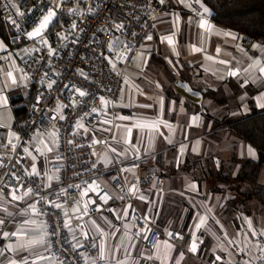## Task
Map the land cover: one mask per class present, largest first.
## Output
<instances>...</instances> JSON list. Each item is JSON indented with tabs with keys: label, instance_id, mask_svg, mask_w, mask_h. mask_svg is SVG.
I'll list each match as a JSON object with an SVG mask.
<instances>
[{
	"label": "crops",
	"instance_id": "1",
	"mask_svg": "<svg viewBox=\"0 0 264 264\" xmlns=\"http://www.w3.org/2000/svg\"><path fill=\"white\" fill-rule=\"evenodd\" d=\"M18 1L15 0L16 4ZM49 1L52 2V0ZM197 7L202 11L199 5ZM173 14L180 16L178 26ZM207 15L210 16V13ZM189 17L197 22L199 20L190 15L188 8L178 3V0L167 1L164 13L157 19L151 33L152 39H147L141 46L125 74L123 95L120 94L115 107L116 118H111L108 104L101 103V121L91 128L80 127L81 133L91 142L93 138L99 141L109 140L107 147L96 143L95 158L102 168H109L114 162H126L131 158L132 153H136L130 145L121 140L122 130L117 127V125L131 126L133 121L120 120L117 119L118 116H135L147 120H155L159 117L167 121L174 129L170 132L167 127L160 125V132L163 135L156 134L148 151H146L149 147L148 136L144 135L141 142L139 130L134 128L132 133L131 142L140 150L137 154L141 157L153 158L158 175L164 179L162 192L149 190L141 196L143 199L139 198L136 202L140 214L144 219L147 217L145 220L161 234L159 248L149 249L146 246V240L136 235L135 226L130 220L129 206H117L112 208L113 211H102L100 208L97 211L95 208L92 216L86 221L88 239L95 240L98 246L104 242L111 249L120 242L125 233L131 237L130 240L124 241L129 245L127 252L131 253V256L127 258L128 264H137V262L138 264H161L159 259L149 260L145 257L159 255L163 258L165 251L163 242L172 244L168 239V233H179L183 236L182 241H190L191 245L192 232L198 215L209 216L207 225L209 230L202 228L196 232L199 238L197 252L193 254L175 245L167 264H176L177 260L179 264H207L212 261L216 264H227L229 259L239 261L241 258L232 247L234 243L229 244L228 240L240 243V246L251 241L252 243L249 244L251 249L255 242L251 232L248 231L245 218L252 221L253 229L264 224V214L260 217L261 215L255 213L251 215L240 213L237 207L233 212L227 206L228 200L236 197L240 189H244L237 180L239 162L256 157L252 147L255 156L249 155L248 144L231 134L227 123L247 117L254 110L262 109L258 106L256 97L260 92H264V86L257 82L241 87L243 78L247 74L240 79L226 75L229 67L239 70L247 68L250 63L247 56L261 57V52L251 47L253 44L261 47L264 45L255 41H245L237 32L215 25L210 18L206 19L214 26V29L211 33L205 32L202 35L196 24L188 22ZM174 32V45L170 46L167 41L161 39ZM226 32L236 35L238 39L233 40L224 36L223 33ZM0 41L7 46V51H0V56L11 53L12 60L19 67L26 57L24 50H29L31 43L26 41L22 46L10 48L3 38L0 37ZM192 45L203 48L204 51L193 53ZM237 45L247 53V56L238 50ZM173 47L179 55L173 52ZM217 47L221 49L217 59L230 60L231 63L228 66L205 59L206 54L216 57ZM0 66L9 70L10 63L0 60ZM206 67L213 71L205 72ZM254 74L258 75V73ZM14 75L19 77L22 74L14 72ZM221 75H224L225 79H219ZM2 76L3 74L0 73V78ZM175 76H178L181 82L175 83ZM126 79L127 83H125ZM157 84L160 87H157ZM181 84L186 87L180 86ZM33 93L34 88L29 79L22 82L19 87L7 88L3 93L8 99V104L0 107V125L8 129L9 138L13 143H17L19 139ZM181 102H183V111H181ZM140 105H152V107H140ZM171 108H174V111L168 110ZM193 117H198V120L194 122ZM105 129L108 130L105 131ZM50 134L33 135L27 147L25 165L31 173L35 163L37 172L47 173L49 185L55 186L58 181L57 171L50 170L49 166L56 162L59 137H53ZM166 137H170L171 143ZM45 145L51 147L52 151H48ZM181 146H183L182 152ZM112 148H115L116 152H113ZM125 149H128L127 153ZM41 152L44 154L41 155ZM117 153L123 155H117ZM106 159L110 161L107 165ZM263 169L264 165L261 171ZM49 177L53 179L49 180ZM1 180L2 173H0V183ZM93 182L99 186L96 191H92L93 193L97 194L101 190H106L110 195L118 197L103 177L92 180L89 185ZM192 185H195V188L191 187ZM33 204H35L33 195L13 201L12 195L3 196L0 193V220L4 221L0 224V249L9 243H16V237L5 239L3 233L17 231L18 228L39 229L45 226L44 220L32 212L30 205ZM207 208H211L210 213L207 212ZM76 209H78L77 206L72 208L74 215L79 214ZM118 216L121 219H118ZM26 220L35 221V223L25 225ZM93 220L104 232L109 233L106 238L101 237L89 223ZM106 220L111 221L115 227L110 228ZM216 221H219V224ZM125 225L128 227L126 228ZM116 229L119 231L115 237H112L110 233ZM225 233L228 240L224 239ZM245 233H247V239ZM71 239L74 245L77 243L83 245L81 236L77 232L71 231ZM218 244H221L226 251H222ZM80 248L82 247H77V249ZM98 251L97 247L95 257ZM181 252L184 253L183 259H180ZM37 254L48 258L39 261L38 264H62L49 256L46 243L31 251H5L4 255L0 256V264H8V261L13 259L18 264L25 258L31 261ZM255 254L258 255V251ZM117 255L122 260L126 258L123 248ZM217 255L222 257L220 261L216 260Z\"/></svg>",
	"mask_w": 264,
	"mask_h": 264
},
{
	"label": "built area",
	"instance_id": "2",
	"mask_svg": "<svg viewBox=\"0 0 264 264\" xmlns=\"http://www.w3.org/2000/svg\"><path fill=\"white\" fill-rule=\"evenodd\" d=\"M167 1L164 0L161 4L160 0H65L46 33V39L55 49L54 55L49 57L46 47L29 40L24 33L31 30L33 22L52 2L19 0L17 5L24 13L21 17L16 15L9 0H0L1 13L10 30L8 46L17 48L28 41L31 43L29 50L40 48L39 52L32 51L30 56L26 55L19 65L28 74L34 93L17 143H10L8 129L0 127V193L3 196H11L12 193L20 196L27 189H33L31 195L35 197V206L40 210L37 215L44 220L47 232L50 233L46 237V245H51L48 247L49 256L62 264H85L81 253L95 257L96 248H92L91 244L96 241L85 240L83 233L87 232L86 221L92 216L97 204L102 211L122 205L131 206L130 220L135 226V232L145 230L141 236L149 237L146 240L149 249L155 248L154 245L161 238V234L144 219L136 207L137 200L145 192H162L164 179L158 175L154 159L132 153L128 161L114 162L109 168H102L95 158L97 144L89 141L76 124L80 121L84 127L91 128L101 121L100 97L113 102L108 104V108L111 118H116L115 107L125 74L146 42V37L151 35L157 19L164 13ZM192 7L200 11L196 4ZM69 8H78L79 11L70 14ZM188 12L199 19L189 9ZM9 16L20 25L19 28L9 21ZM206 18L210 16L207 15ZM73 23L76 25L74 29ZM52 28L55 32L50 38ZM57 33L66 38L61 39ZM117 40L122 43L109 51V44ZM126 48H131V51H126ZM117 52H125L131 59L121 62L117 58ZM105 57L112 60L115 69ZM179 82L181 79L175 76V83ZM49 83H52L51 88L48 87ZM76 89L86 91L88 95L81 97ZM58 104L64 106L59 111ZM93 108L97 111L92 112ZM61 115L64 119L59 118ZM57 129L58 154L56 162L49 169L57 171L58 181L55 186H48L47 173L42 171L39 175H28L30 172L25 165L24 149L29 146L34 134L47 136ZM102 141L100 145H109V140ZM121 169L128 171H120ZM100 177L123 199L110 195L106 190L97 194L89 191L88 195L81 197L80 193L89 188V183ZM75 185L81 187L77 189ZM101 196L110 197L106 204L100 199ZM42 197L47 200L41 199ZM90 200L96 203H88ZM47 201H53L62 207L56 208ZM86 203L87 214H84ZM75 206L79 209L78 215L72 213ZM65 220L70 221L68 228L64 227ZM70 229L81 236L83 244L82 248H76L75 251ZM148 229L151 231H147ZM54 231L59 235H51ZM253 238L254 242L264 241V236L257 235ZM168 239L172 244L188 251L190 241L183 242L171 237ZM232 247L242 260L252 259L239 252L236 243ZM207 264L216 263L212 261ZM252 264L262 262L252 259Z\"/></svg>",
	"mask_w": 264,
	"mask_h": 264
},
{
	"label": "snow or ice",
	"instance_id": "3",
	"mask_svg": "<svg viewBox=\"0 0 264 264\" xmlns=\"http://www.w3.org/2000/svg\"><path fill=\"white\" fill-rule=\"evenodd\" d=\"M64 2H65V0H52V5L47 7L46 11L42 10L41 16L36 21L33 22L34 26L31 28V30L24 33L29 40H33L34 42L46 47L48 50V56L49 57L54 55L55 49L49 44L48 39H46V33L50 29L51 25L53 24L54 19L57 16V12L61 8V6ZM9 3L15 9L16 15L21 16V17L24 15V13H22L20 11V8L16 4L15 0H9ZM160 3L163 4L164 0H160ZM178 3L183 4L186 8H188L190 11H192L195 16L199 17L198 22L196 20H194L192 17H189L188 22L190 24H196V26L201 30L202 35L205 32L211 33L213 31L214 26L208 21V19H206V16L209 13V9L202 3V0H178ZM193 4L199 5L200 8L202 9V11H197L196 9H194L192 7ZM68 11L70 14H75L76 12L79 11V9L78 8H76V9L69 8ZM89 11H91V9ZM173 15L175 18V23L178 26L179 21H180V16H179V14H173ZM9 21L12 24H14L17 28L20 27V25L17 24V22L14 19H12L11 16H9ZM75 27H76V25H75V23H73L72 28L74 29ZM177 30H178V27H177ZM133 35H135V33H133ZM223 35L228 36L233 40L238 39V37L232 33L226 32V33H223ZM57 36L60 37L61 39L66 38V37L61 36L60 33H57ZM174 36H175V32L172 35L163 36V37H161V39L163 41H167V43L170 46H172V45H174V39H173ZM146 39L151 40L152 36L149 35L146 37ZM13 42L15 43V40ZM120 43H122V42L119 40H117L113 43H110L109 44V51H112V49L114 47H118ZM251 47L254 49H258L262 54L261 57H255L254 58L252 56H247V53L244 52V50L242 48H240L239 45H237L238 50H240L242 53H244L245 56H247V59L250 61V63L248 64V67L244 68L243 70H239L237 68H230L229 67L227 70V73H226L227 76L236 77L237 79H240V78H242V76L244 74H247L243 78V83L241 84V87H244L245 85H247L249 83H257V82H259L262 86H264V47H261L260 45H256V44H253ZM0 51H7V46L2 41H0ZM32 51L39 52L40 48H33L31 50H28V49L24 50L25 54L29 55V56L31 55ZM126 51L130 52L131 48H126ZM191 51L193 53L202 52V51H204V49L197 47L196 45H192ZM173 52L176 55H179V53L175 52L174 47H173ZM220 52H221V49L219 47H217V49H216L217 56L214 57V56L206 54L205 59L208 61H211L213 63H219L222 65L228 66L231 63L230 60L217 59ZM116 55H117V58L121 60V62H123L124 59H131L130 57L126 56L125 52H117ZM228 55H231V53H228ZM105 59H109V58L105 57ZM232 59H235V57H232ZM0 60H4V61H7L10 63L9 70H5L2 66H0V73L3 74L2 78H0V85H2V86H0V107H2V106H6L8 104L7 97L5 95H3L4 91L11 86H16V87L21 86L22 82L27 81L29 79V76L24 71V69L16 66L15 61L12 60V54L11 53H8L7 56H0ZM109 63L112 64L113 69H115V64L112 62V60L109 59ZM169 63H172V62L169 61ZM237 63H239V61H237ZM204 70H205V72L213 71L211 68H208V67H206ZM14 72L22 73V75L17 77L16 75H14ZM254 73H258V75H255ZM213 74H215V73L213 72ZM45 75H47V73H45ZM219 79H225V76L221 75L219 77ZM125 83H127V79L125 80ZM156 86L160 87L159 84H157ZM180 86L186 87V85H183V84H181ZM48 87L51 88L52 83H49ZM65 87H68V86L65 85ZM189 91H191V89H189ZM76 92L81 97L88 95V93L86 91H82L80 89H76ZM121 94L123 95V89H121ZM100 100H101L102 104L113 103L110 100L106 101L103 97H100ZM256 100H257L258 106L261 108H264V92H260V94L256 97ZM161 105H162V109H163L162 98H161ZM182 106H183V102H181V111H183ZM62 107H64V106L58 104L57 105V111H59ZM140 107H152V105H140ZM168 110L174 111V108H171ZM96 111H97V109H95V108L92 109V112H96ZM87 114H89V113H86V115ZM59 118L64 119V117L62 115ZM117 119L132 120L133 121L131 126L117 125V127L122 130L121 140L125 144L130 145V147L136 153H139L140 150L136 146V144H132V142H131L132 141V133H133L134 128L139 130V132L141 134V137H140L141 142L143 140L144 135L148 136L149 147L146 149V151L151 149L152 141L155 140L156 134L163 135V133L160 132V125L167 127L170 132L174 131L172 126L170 124H168L167 121H165L159 117L156 118L155 120H147V119L135 117V116H131V117L130 116H118ZM192 120L195 122L198 120V117H193ZM103 122L109 123L108 121H103ZM2 126L3 125H0V127H2ZM76 127H78V128L83 127V124L80 123V121H77ZM107 130L108 129H105V131H107ZM85 131H87V129H85ZM58 132H59V130L57 129L55 132H52L50 135H52L53 137H58ZM12 135H14V134H12ZM113 138L115 139V135L113 136ZM166 139H168L169 143H171L170 137H166ZM9 142L11 143V141H9ZM41 143H43V141H41ZM69 143H71V141H69ZM92 143L93 144L103 143V141H99V140H96L95 138H93ZM45 147L47 148L48 151H52L51 147H48L47 145H45ZM24 150H25V152H28L27 148H25ZM37 151H40V149H37ZM112 151L116 152V149L112 148ZM127 151H128V149H125V153H127ZM182 151H183V146H181V152ZM248 153L251 156H255V152L251 148V146L248 147ZM43 154L44 153L41 152V155H43ZM29 155H31V153H29ZM117 155H123V154L117 153ZM137 158H139L138 155H137ZM33 160H35V157H33ZM108 163H110V161H108L106 159L105 164L107 165ZM93 167H95V165H93ZM120 171H128V169H121ZM28 175H30V176L39 175V173L36 170L35 163H33L32 172L28 173ZM52 179H53V177H49V180H52ZM114 179H115V177H114ZM48 186H50V185H48ZM69 187H73V186L69 185ZM74 187L79 189L81 186L75 185ZM98 187L99 186L95 185V182H93V184L89 185V188L87 190L82 191L80 193L81 197L88 195L89 191H96L98 189ZM191 187L195 188V185H192ZM16 191H19V189H17ZM32 193H33V189H31V188L27 189L20 196L16 195L15 193H12V200L13 201L22 200V199H24V197H27V196L31 195ZM108 198H110V197H106V196L100 197V199L104 200L105 204L108 202ZM118 198L123 199L122 196L118 197ZM140 198L143 199V197H140ZM41 199L47 200L46 197H42ZM47 202L56 208L62 207L60 204L55 203L53 201H47ZM88 203L95 204L96 202L90 200ZM30 207H31V210L34 214H39L40 210H38L36 208L35 204L30 205ZM129 207H131V206H129ZM87 208H88V204L86 203L84 205V214H87ZM99 208H100V205L97 204L96 210L98 211ZM3 210L7 211V209H3ZM108 210L113 211L112 209H108ZM76 211H79V209H76ZM207 212L210 213L211 208H207ZM125 215H127V210H125ZM117 218L121 219V217H119V216ZM145 219H147V217H145ZM196 220H197V222L195 223L194 231L192 232L193 239H192L191 245L188 248V251L192 252L193 254H195L197 252V249L199 247V244L197 242L199 238L196 236V232L200 231L202 228L209 230L207 228L208 220H209L208 215H198ZM245 222L248 224V231L251 232L253 237H255L257 235L264 236V230H261L259 233H257L253 229L251 220L245 218ZM3 223H4V221L0 220V224H3ZM29 223H35V221L26 220L24 222L25 225H27ZM89 223H91L93 225L95 231L98 232L101 237L106 238L109 235V233L104 232L103 229H101L100 226L98 224H96V222L94 220L89 221ZM106 223H108L110 228L115 227L111 223V221L106 220ZM216 223L219 224V221H216ZM69 225H70V221L65 220L64 227L68 228ZM125 227L127 228L128 226L125 225ZM221 228H223L222 225H221ZM70 231H71V229H70ZM118 231H119V229H116L115 231L111 232L110 235L112 237H115ZM144 231H145L144 229H141V231L137 232L136 235L141 236V233ZM147 231H151V230L148 229ZM48 235H50V233L47 232V226L46 225L43 226L42 228H39V229L18 228L17 231H14V232H10V233L5 232V233H3V237L5 239H10L11 237H16V243L15 244L9 243V244L5 245L3 249H0V256H3L5 251H8V252L31 251V250L35 249L37 246H43L47 242L46 237ZM51 235H59V233L54 231L53 233H51ZM83 235H84L85 240H87L89 238V235L87 232H84ZM168 235H169V237H171L173 239L183 240V236L180 235L179 233H168ZM213 235H215V233H213ZM245 237L247 239V233H245ZM73 238L75 239V237H73ZM141 238L144 240L149 239V237L147 235H142ZM125 239L130 240L131 237L127 236V233H125L124 237L121 238L120 242L115 244L111 249L104 242H101L99 244V246L95 242H93L91 244V247L94 249L97 247L99 248L98 255L96 257H92V256L87 255L85 253H81V256L84 258L85 264H101V262H103V264H128L127 258L131 256V253L127 252V248L129 247V245L124 243ZM224 239L228 240L227 233H225ZM228 242H229V244L235 243L232 240H228ZM163 243L165 245V251L163 254V258H161L159 255H154V256H147V257H145V259H149V260L159 259L161 261V264H167L171 250L175 247V245L170 244L167 241H164ZM200 243H202V241H200ZM250 243H252V242L249 241L248 243H244L243 246H240L239 243H236V247L239 249V252L243 253L245 256H249L250 258H254L256 260H259L262 262V264H264V241H256L253 244L252 248L249 249ZM159 244H160V242L157 241V244L154 245V247L159 248ZM130 246L135 247V245H130ZM48 247L50 248L51 245L49 244ZM77 247H83V245H81L79 243L73 245V251H75ZM218 247H220L222 251H226V249H224L221 244H218ZM121 248H123L125 250V253H126V258L123 260L120 259L117 255V253L120 252ZM257 251L259 252V255L255 254ZM229 256L231 257V253H229ZM183 257H184V253L181 252L180 253V259H183ZM46 259H48V258L45 257L44 255L37 254L35 259H32L31 261H29L27 258H25L22 261H20L19 264H38L39 261L46 260ZM221 259H222V257H220L219 255L216 256L217 261H220ZM8 264H18V262L13 259V260H9ZM137 264H138V262H137ZM176 264H179V260L176 261ZM227 264H252V259H247V260H242V261H233L232 259H229Z\"/></svg>",
	"mask_w": 264,
	"mask_h": 264
},
{
	"label": "trees",
	"instance_id": "4",
	"mask_svg": "<svg viewBox=\"0 0 264 264\" xmlns=\"http://www.w3.org/2000/svg\"><path fill=\"white\" fill-rule=\"evenodd\" d=\"M202 3L209 9L210 19L215 25L237 32L245 41L264 45V0H202ZM54 32L55 29L52 28L50 38ZM0 37L9 42L10 30L3 19L1 8ZM227 125L234 137L256 152L254 159L239 162L237 180L244 189H240L236 197L228 200L227 206L233 212L237 207L240 213L264 214V184L259 183L260 171L264 165V108L254 110L247 117L229 121Z\"/></svg>",
	"mask_w": 264,
	"mask_h": 264
},
{
	"label": "rangeland",
	"instance_id": "5",
	"mask_svg": "<svg viewBox=\"0 0 264 264\" xmlns=\"http://www.w3.org/2000/svg\"><path fill=\"white\" fill-rule=\"evenodd\" d=\"M259 183L261 185L264 184V169L260 172V175H259ZM252 205H254V202L251 203ZM258 215H261L260 217H262L263 213L259 212L257 213ZM261 229H264V224L263 225H259V226H256L254 228L255 231H259ZM240 244V243H239ZM240 259V258H239ZM239 261H242V259H240Z\"/></svg>",
	"mask_w": 264,
	"mask_h": 264
},
{
	"label": "water",
	"instance_id": "6",
	"mask_svg": "<svg viewBox=\"0 0 264 264\" xmlns=\"http://www.w3.org/2000/svg\"><path fill=\"white\" fill-rule=\"evenodd\" d=\"M38 44V43H37ZM40 45V44H39Z\"/></svg>",
	"mask_w": 264,
	"mask_h": 264
}]
</instances>
